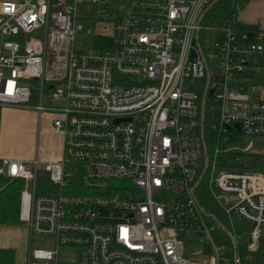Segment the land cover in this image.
<instances>
[{
  "label": "built area",
  "instance_id": "obj_1",
  "mask_svg": "<svg viewBox=\"0 0 264 264\" xmlns=\"http://www.w3.org/2000/svg\"><path fill=\"white\" fill-rule=\"evenodd\" d=\"M211 1L0 0V108L53 114L62 136L59 161L0 165L22 182L29 236L55 243L29 249L26 264H56L60 247L74 264H240L200 210L201 183L228 227L247 225L246 251H256L264 175L221 168L217 157L264 141V100L247 94L264 89L251 84L264 71V30H235L241 2L220 27L203 25ZM79 5L108 33L75 44ZM39 170L47 184L37 192Z\"/></svg>",
  "mask_w": 264,
  "mask_h": 264
},
{
  "label": "crops",
  "instance_id": "obj_2",
  "mask_svg": "<svg viewBox=\"0 0 264 264\" xmlns=\"http://www.w3.org/2000/svg\"><path fill=\"white\" fill-rule=\"evenodd\" d=\"M242 10L239 24L264 30V0H247ZM50 119V115L31 109L0 108V165L8 160L59 161L62 136L52 129ZM20 128L29 134L27 146L23 149L15 143ZM31 238L26 225L18 219V212L16 224L0 225V249L13 251L14 264H26Z\"/></svg>",
  "mask_w": 264,
  "mask_h": 264
},
{
  "label": "trees",
  "instance_id": "obj_3",
  "mask_svg": "<svg viewBox=\"0 0 264 264\" xmlns=\"http://www.w3.org/2000/svg\"><path fill=\"white\" fill-rule=\"evenodd\" d=\"M232 0H220L212 6V8L203 16L202 24L205 20L210 21V26L220 27L223 25L231 14V7L229 6ZM247 0H243L245 3ZM230 7V8H229ZM234 28L236 31H253L255 28L252 26L241 25L238 22L235 23ZM251 84L264 85V71L252 76ZM203 137L207 147V151L212 150V143L216 137V134L208 126L207 123L203 124ZM237 157L239 161L237 163H231V159ZM217 165L219 167H226L228 169L234 168L238 171L253 172L264 175V152H246L242 154L227 153L225 155H219L217 157ZM228 161V165H222L224 160ZM22 188V182L19 180H12L0 176V225H14L17 222V212L19 203V194ZM205 191L199 194L198 200L203 210L213 215L221 224L225 225L226 222L221 214L219 208L211 200L210 195L206 188L202 187ZM233 229L225 225L227 231L230 234L234 232L241 234L240 239H236L234 245L230 243L229 237L223 233H218V239L225 245L226 255L230 259L234 256H238L240 264H264V234H262L258 240V246L255 252L247 253L245 231L247 225L240 222H233ZM235 230V231H234ZM0 264H14V254L10 249H0Z\"/></svg>",
  "mask_w": 264,
  "mask_h": 264
},
{
  "label": "rangeland",
  "instance_id": "obj_4",
  "mask_svg": "<svg viewBox=\"0 0 264 264\" xmlns=\"http://www.w3.org/2000/svg\"><path fill=\"white\" fill-rule=\"evenodd\" d=\"M239 2L243 3L242 5L245 4L243 0H232L229 6L232 8L234 5H237ZM242 9H243V6L239 11H237V19L239 20L243 17ZM94 16H95V11L93 8L87 7L86 5H79L76 7L75 25L79 26L80 30L76 33L75 44H79V43L89 44L91 42L92 36L108 33L109 28L102 29L99 24H93L91 19H93ZM205 22L206 23H204V25H207V26L210 25L209 19L205 20ZM258 85H261V84H258ZM247 94L252 99H263L264 100V89L255 91V92H251L247 90ZM36 102H37V97L34 96L33 100L31 101V104H34ZM44 104H47L49 106L56 105L54 101H50V100H45ZM45 114L50 115V118H51L50 124H51L54 118V115L50 113H45ZM17 131L19 134H16L15 143L17 144V146L21 147L22 149L26 148L27 141L29 140V134L21 130V128L18 129ZM240 140L243 143L245 141V139L241 136H240ZM253 150L257 153L264 152V141H260V140L255 141ZM45 184H47V182H45L44 174L41 170H39L37 172V182H36L37 192L42 190L43 187L45 188L46 187ZM202 187H203V183H201L198 189L196 190V195L198 197L201 192L203 193L205 192L202 189ZM29 246L31 250L32 249L52 250L55 248V243L51 238L32 236ZM26 248H27V245H26ZM75 260H76L75 253L72 250H69L67 248H62V247L58 248V256H57L56 264H74Z\"/></svg>",
  "mask_w": 264,
  "mask_h": 264
},
{
  "label": "water",
  "instance_id": "obj_5",
  "mask_svg": "<svg viewBox=\"0 0 264 264\" xmlns=\"http://www.w3.org/2000/svg\"><path fill=\"white\" fill-rule=\"evenodd\" d=\"M220 0H212L209 4H208V6L203 10V12H202V14H201V16L200 17H203L211 8H212V6L214 5V4H216L217 2H219ZM191 60H193L194 59V56L191 54ZM211 93V91H209L208 92V95ZM204 98H205V95H202V97H201V101H200V112H199V124H200V132H202V129H203V117H204V108H203V106H204ZM235 129L239 132V127L238 126H236L235 127ZM204 156L206 157V150H205V148H204ZM206 168V164H205V166H204V169ZM201 179V176L198 178V180H200ZM201 210V212L206 216V217H209L210 219H211V221L215 224V226L221 231V232H223V233H225L228 237H229V239H230V241H231V243H232V245H233V239H232V236H231V234L227 231V229L226 228H224V227H222V224L215 218V217H213L212 215H209L208 213H206L204 210H203V208H201L200 209ZM262 231L264 232V228L262 229ZM235 256L233 255V258H234Z\"/></svg>",
  "mask_w": 264,
  "mask_h": 264
}]
</instances>
